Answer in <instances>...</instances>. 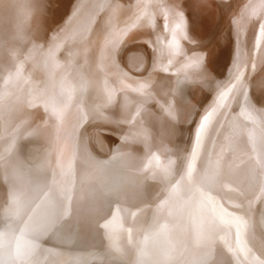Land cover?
I'll list each match as a JSON object with an SVG mask.
<instances>
[{
  "label": "bare ground",
  "instance_id": "6f19581e",
  "mask_svg": "<svg viewBox=\"0 0 264 264\" xmlns=\"http://www.w3.org/2000/svg\"><path fill=\"white\" fill-rule=\"evenodd\" d=\"M139 1L140 0H29L30 7L28 16L25 20L23 19L26 21V24L18 28L17 25L13 26V24L7 28L8 30L10 29L9 31L6 30V28L0 29V62L3 60V55L6 52L4 50L6 47L1 43V39L5 33L14 31L9 37L10 42L12 41L15 43V40L21 43L23 42L21 53L16 59L17 64L15 65L14 73H12L13 75L10 74L12 76L10 80L7 81L1 98V101L2 99L3 101L0 107V113L4 115L5 128L3 129H5V132L4 137H0V139H2V142L6 143L5 148H9V144H11L12 141L14 142L15 138L18 137L21 132L18 123L25 119L24 115L18 113L19 110H15V105L13 106L12 104L15 97L18 96L21 100L22 98L24 100L26 97H34V99H36L35 96H40L41 99L42 96L48 98L52 95V97H54L52 94L54 92L52 87L56 85V83L53 81L52 75H48L51 71L47 70H54L55 67L61 66L64 62L68 63L71 68L72 97L76 100L78 98L86 100L87 98L86 102L89 101L91 108H93L92 116L88 117V120L92 121L99 111L107 108L114 112L113 115L115 119H117L118 126L123 128L127 127L126 125L129 123V120L123 115L121 110L123 109L122 106L123 102H125L126 94L116 86L109 85L111 88L107 87L110 89L105 90V87H102V83L99 84L98 82L97 85H94L93 82L96 81L98 77V79H100V76H103L105 78L104 80H109L108 82L111 80L108 73L109 70L104 69L99 60V48L107 43L106 37H103L102 34L107 36L108 31L105 32L104 29L119 11L122 9H133L138 5ZM171 1L175 4L176 15L185 12L190 13L191 18L189 16L187 19L186 17L188 15H186L181 23L182 26H184V33L187 32L191 34L192 30L194 37L199 41V44L203 46V51H205V44L208 42L216 52L208 65L203 63V65H206L204 68H209L207 74L211 78V81L205 87L207 89L206 93L200 91L197 95L198 101L204 100L208 94H210L209 92L221 83L225 82L229 90L223 103L224 106L220 110H215L214 112V118L217 120L214 130L212 129L213 132L208 129L209 132L212 133L211 137H209L210 141L207 140L206 144H200L199 151L197 150V145L193 146L192 149L190 148L184 162L178 165L176 169H172L171 166L175 153L169 152V145L173 142L174 149L179 152L187 142L188 123L183 121V117L181 118L183 112L180 110V107H182L181 103L183 101L185 102L193 98L192 86L187 82L189 80L186 81L187 76L186 79L184 78L183 70L180 73H174L176 74L174 77L173 73L167 75L160 71L161 69H159V63L154 51L155 49L149 42H138L128 49L123 48L121 61L124 69L129 73L142 75L148 70L150 72V68L153 66V72H150L148 76L141 79V82L147 83L146 88L149 89L148 92L153 93L151 96H154V99L158 100H156V103L160 101L162 105L160 107L163 108L164 112L163 117L159 118L158 109H155V102L152 103L151 100L144 97L136 99L140 103V106L136 107L133 112L135 125H131V123L128 124V127L132 126L128 131V134H130L129 143L132 142L131 145L133 147V152L129 154L131 156L128 163V165H131L128 167L131 168H125L120 171L118 175L116 174V177L114 175L115 183L111 182L112 184L118 183L120 185L126 201L129 204L126 203L132 208V212L130 211L131 213L126 221L122 220L124 222H118V219V221L116 220V222L112 221L110 223L112 228L115 226V230L117 233L119 232L122 239L124 238L123 248L121 247V250H119V253H121V261L125 264H264V0H218L219 6L212 5L210 0ZM144 2H152L151 4L157 7L158 12L163 16L168 15L169 8L172 9V7H170L171 5H169V0H144ZM16 3L19 4V2ZM24 3L25 2L22 4L24 5ZM139 3H141V1ZM165 3H167L166 6ZM184 10L186 11L184 12ZM42 12L43 14H49V18L45 16V20L43 18L44 15L41 16ZM102 16H107V18L105 19ZM155 16H157L156 13H154L153 22ZM22 17H25V14L24 16L22 15ZM39 19L42 22L40 26H36ZM189 19L194 21L193 27H191V21ZM154 25L155 27H159V23L157 22H154ZM93 30H98L100 32L95 31V34L97 33L96 38L95 36L93 38L91 36ZM99 38L103 40L101 46L97 47L96 39ZM166 42L164 46V57L170 60L167 58V55L174 51H176L175 53L177 54L180 53L183 45L181 41L172 40L170 38H168ZM129 43H127V45ZM107 44H110V41ZM194 57V54L187 56L182 64L187 65L190 60L195 59ZM198 62H200V60ZM46 63L48 66L44 68L43 66ZM193 64H195V62ZM181 68L183 69V67ZM202 70L203 69H201V71ZM153 76L155 78L152 80ZM89 79L93 81L92 83L89 82L90 89L89 87L84 88V81H88ZM170 79H172V83L169 82ZM65 82L66 80L63 79V83L57 87V90L64 88ZM107 84L105 85L107 86ZM56 93L57 91L54 92V94ZM141 96L143 95L141 94ZM21 105V108H23V103H20V106ZM45 105H47V103H45ZM158 105L156 106L159 108ZM186 105H188V103H186ZM40 109L41 108H39V110ZM54 110H57V108ZM169 110L172 111L171 113L174 116V125L171 123L172 120L169 123ZM183 110H185V108ZM193 111L194 109L192 113ZM20 112L22 113L21 110ZM54 113L58 114V111ZM192 113L190 112L187 117L188 119L192 116ZM74 116H69V118H75ZM200 117L204 118L205 113L200 115ZM76 122H79V120ZM36 123V135L39 137L41 151L35 155L32 153L29 146L25 144L22 146L20 142L19 145L21 148H17V153L26 170L23 172H27V176H25L29 180L26 179V177L24 179H26L27 182L30 181L29 183L32 184L34 190L50 193V187L54 186L53 184L55 181L58 184L55 167L60 162L61 169L65 174V172H67V165L70 163L71 157L75 153L71 151L70 142H65L70 138L66 137V134L72 129L71 122L70 119L65 118L60 121L58 125H52V134L49 136L46 135L48 130L46 131L45 118L42 117L41 119H37ZM90 129L87 132L85 131L83 134L84 138L79 141L81 153L83 152L86 155L87 162L94 165H100L106 161L109 163V159H113L114 162V157L116 155L118 157L120 156L118 154L121 146L125 145L120 142L123 137L120 141H118L120 138L117 140L115 137V140L120 142V145H117L119 143L113 141L114 136L111 138V136L107 134L108 131L105 132L98 128ZM107 129L111 131V128ZM113 132L112 130L111 133ZM132 137H134L133 141L131 140ZM20 139L18 138V140ZM202 139L200 138L201 141ZM197 142H199V140ZM208 142L209 145H207ZM0 144L2 145L3 143L0 142ZM12 145L13 147L15 146L13 143ZM12 145L10 146L12 147ZM77 146L78 144L76 147ZM13 147L12 149L15 148ZM53 147L56 148L58 157L54 155L55 152L51 154L52 152L50 149H53ZM5 148L1 146L0 155ZM7 152L11 153L9 150ZM161 152L163 153V157ZM48 153L52 156L54 155L56 159L59 158L54 168V165L52 166L48 161L52 163L55 157L51 156L49 158L52 159V161L49 160L47 157ZM18 154L14 153V155ZM201 156L207 161L205 163V169L203 165L202 170H199V173H197L199 184L195 187V193L192 198H189L190 200L186 202L183 200V198L185 199L186 197L183 196L190 194L183 192L185 186L181 189V192H183L182 194L178 191L181 188L177 187L181 184V177L179 178V175L187 167L190 166L191 168L193 165H197V163L200 162L199 159ZM1 158L4 157L0 156V160ZM56 159L53 162H55ZM121 159H123V157H121ZM116 160L118 161L119 159ZM161 160L164 161L162 162V172H159L160 176L157 175V178L155 177L156 179H153L157 183H153L150 175L153 176L154 173L158 172L157 170L160 167L159 163H161ZM8 163L10 162H5L7 165L6 167H8ZM111 163L109 165H111ZM118 165L119 167L122 166L123 162L121 165ZM4 166L5 165L0 164L1 171ZM70 166L71 164L69 167ZM107 167H109L108 164ZM122 167L124 168V166ZM122 167H120V169ZM161 168L162 167H160V169ZM104 170L107 169L104 168ZM168 171L172 176L161 189L158 185L159 177H163L164 175H161ZM95 172H97V170ZM196 172H198L197 169L194 173ZM10 175L13 177L12 174ZM65 176H67V174L64 175V178ZM14 177L16 176L14 175ZM63 180L65 181V179H61V181ZM104 180H106V178ZM178 181L180 184L177 185L176 182ZM30 184L28 185L30 186ZM67 184H69V182ZM99 184L103 186L101 182ZM1 185L0 187H2ZM101 186L99 185L100 191ZM190 186L191 185L188 186V189H190ZM90 187H88V189ZM16 188L14 189L17 190ZM94 188L91 191H94ZM146 188L148 192H150L148 196H152L153 198L151 201L148 200L149 202L147 203V199L141 203L140 200ZM175 188L177 189L176 195L174 198H171L172 201L170 205L167 203L169 201H163V205L155 203L156 198L161 195V192H166V197L170 195ZM1 189L2 191L4 190L3 187ZM27 189L29 190V188ZM97 193L96 191V194ZM96 194H94L95 197ZM108 196L107 194L106 197ZM105 199H103V201ZM24 200L26 201V199ZM165 203L169 206L164 207V209L163 206L166 205ZM227 203L232 206L229 207L231 208L230 213H225L223 211V207L229 206ZM29 204L30 203H27V205ZM208 204L210 205L209 210ZM21 205L19 208L22 209L27 206L26 203L25 206L23 203ZM38 209L41 211V208ZM167 209H169L170 213L164 216L167 217L166 221L163 220L164 223L160 220L163 223H161V226L156 218V212H159L160 215L161 213L162 215H166L162 211ZM25 210L26 208L23 211L25 212ZM23 211H21V213ZM212 212L216 213L219 218L217 219L215 215L212 217ZM1 215L2 214H0V216ZM25 221L24 223L26 224ZM31 221L32 220H28L26 226H29L28 222L30 223ZM18 223L19 222H17V224ZM119 223H122V225ZM242 223L245 224L244 226L246 227L245 233L241 231ZM20 224V226H22V223ZM1 225L2 218H0V226ZM13 226L15 227V225L10 227L13 228ZM17 226H19V224ZM22 228L23 227H21V229ZM29 228L25 229L29 230ZM23 230L24 229H22V231ZM12 231H15L14 228ZM24 232L26 231H23V234ZM27 232L31 234L30 230ZM102 232L106 233V231ZM21 233V231H18L11 238V232L9 233L6 230L3 232L2 236L0 235V264H25L26 261H24V259L18 258V256L13 253L17 238ZM25 235H27V233H25ZM23 239L27 244L28 242H26L25 238ZM117 239L115 237V240ZM19 242L21 243V241ZM46 243L48 242L46 241ZM82 247L83 246H81V248ZM79 251L80 250H78V252ZM85 252L84 250V253ZM75 254L74 252V255ZM79 255H81V253L77 256ZM73 257L71 256V259ZM80 258L81 257H79L78 261ZM100 259L101 258L97 257L94 259L93 257L88 264H99ZM54 260L52 264H55ZM47 261L49 262L50 258ZM57 263L59 262L57 261Z\"/></svg>",
  "mask_w": 264,
  "mask_h": 264
},
{
  "label": "rangeland",
  "instance_id": "374dc122",
  "mask_svg": "<svg viewBox=\"0 0 264 264\" xmlns=\"http://www.w3.org/2000/svg\"><path fill=\"white\" fill-rule=\"evenodd\" d=\"M22 1H19V0H0V29L6 28V30H8L7 28L13 24H14L13 26L17 25V28L19 26L26 24V21H24V20L28 16L29 7H30L29 6V0H24L23 1V2H25L24 5L22 4L23 3ZM140 1H141V3H139ZM140 1L138 2V5L133 9H122L121 11H119L115 15L113 20H111L109 25L104 29L105 32L108 31V35L107 36H104V34H102V35H103V37H106L105 39L107 40V43L110 41V44H107L106 40H105L106 44L104 46H101L103 39L102 38L96 39L97 47L101 46L99 48L100 63L104 67V69L109 70L108 73H109V77L111 78V80H110L111 83L108 82L109 80L108 81L104 80L105 78L103 76H100V79H98L99 78L98 77L97 80L94 82L91 81L90 79H89L90 81L85 80L84 81V88H87L90 86L89 82H91V83L93 82L94 85H97L99 82V84L102 83V85H103L102 87H105V90L106 89L109 90L111 88L110 86L112 85V86H116L118 89L123 91L126 95H125V102H123V106H122L123 109H121L122 113H123V115H125L127 117V119L129 120V123H131V125H135L133 112H134L136 107L140 106V103L136 100L139 97H144L146 99H149L152 101V103L155 102L154 105H155V109L156 108L158 109V110L157 109L156 110L158 112V117L160 116L159 118L163 117L164 110L162 107H160V106H162L160 101L156 103L157 99H154V96H151L153 93L148 92L149 89L146 88L147 83L143 82V81L141 82V79L148 76V74L150 72L151 73L153 72V69H152L153 66L150 68L151 69L150 72L148 70L145 74H142V75H136V74L129 73L127 70L124 69V66H123L122 61H121V55H122L123 48L128 49V48L132 47V45L135 43H138V42L144 43L145 41H147L155 49L154 51L156 54L157 61L159 63V69H161L160 71L162 73L167 74V75H170L173 73V77H174L178 72L180 73L183 70L184 78L186 79V76H187L186 81L189 80L187 82L189 83V85L192 86L191 90L193 91V93H192L193 98L191 100L185 101L186 103H188V105H186V103L183 101L181 103L182 107H180V110L183 112L181 115V118L183 117L182 118L183 121H185V123H188L186 144L183 146V148L179 152L174 149L173 142H171L169 145V152L175 153L171 167H172V169H176L178 167V165H180L184 162L185 158L187 157V155L189 153L190 148L192 149L193 146L197 145V150L199 151V149H200L199 145L200 144L203 145V144H206L207 140L210 141L209 137H211V135H212L211 132H213L214 127H215V123L217 120V119L215 120V118H214L215 117L214 112H215V110H220L224 106L223 103L226 99V96H227L226 94H227L229 89L226 87L225 82L221 83V84L217 85L215 88H213L209 92L210 94H208V96L204 100L198 101L197 95L199 94L200 91H202L203 93H206L207 89L205 87L211 81V78L207 74L209 71V68L206 69L204 67H206V65H208L209 62L215 56L216 52H215L214 48L210 45V43L207 42L205 44L206 49H205V51H203V46L200 45L199 41L194 37L192 30H191V34H188L187 32L184 33L185 32L184 26H182L181 23L183 22L184 16L186 17V15H188L186 17L188 19V17L190 16V13L185 12L186 10H184L185 13L180 14V15H176V8H175V4L172 3L173 1L169 0V5H171L170 7H172V9L169 8L170 10H168L169 12H168L167 16L161 15L158 12L157 7H155L153 4H151L152 2L146 3V2H144V0H140ZM16 2H19V4ZM210 2L212 5L219 6L218 0H210ZM167 3H165V6L167 5ZM214 3H217V4H214ZM44 13H45V11H44ZM154 13L157 14V16H155L154 22L159 23V27L158 26L155 27V25H154V22H153ZM21 14L23 16L25 14V17H22ZM41 16H43L44 19H45V16H46V18H49V14H47V13L43 14V12H42ZM102 17H104L105 19L107 18V16L106 17L102 16ZM104 18H103V21H104ZM190 18H191V16H190ZM189 20L191 21L190 22L191 27H193L194 21L192 19H189ZM41 22L42 21H40V19H39L36 26H40ZM95 31H98V30L92 31V33H91L92 38L94 36L96 38L97 33L95 34ZM12 32H14V31H12ZM12 32L5 33V35H3V38L1 39V43L4 44V46L6 47L4 49L6 52L3 55V60L0 62V107H1V104L3 101V99L1 101V98L3 96L2 95L3 90L7 84V81H9L11 76L13 75L12 73H14V68H15V65L17 64L16 59L19 57V54L21 53V49H22V45H23V42L21 43L18 40L17 41L15 40V43H13L12 41L10 42L9 37H10ZM107 37H109V38H107ZM168 38H170L172 40L175 39L177 41H181L182 45H183L182 49L180 50V53H178V54L175 53L176 51L170 52V54H168V52H167V54H168L167 58L170 60H167L164 57V46L166 45V43H167L166 41L168 40ZM127 43H129V44L127 45ZM201 52H203V53H201ZM16 53H18V54H16ZM192 54L195 55L194 58L197 60H195V59L190 60L187 63V65L186 64L183 65L182 63L185 61L186 57L190 56ZM172 58L174 59V61ZM199 60H200V62H198ZM192 62L193 63L195 62V64H193ZM205 62H207V63H205ZM203 63L206 65H203ZM181 64H182V66H181ZM197 64H198V66H197ZM65 65H66V67H65ZM46 66H48L47 63L43 67L45 68ZM178 66L181 70L178 68ZM180 66L183 67V69ZM184 67L188 71L185 70ZM201 69H203V70L201 71ZM47 71H51L50 73H48V75L51 74L53 77V81H55V83H56V85H53V87H52V90L54 92L57 91L56 94H54V92L52 93L54 95L55 99H54V97H52V95L49 96L48 98H45L44 96H42V99L40 96H35V98L37 100L34 99V97L33 98L31 97L32 99L26 97V98H24V100H23V98L21 100V99H19L18 96H16L15 99L13 100L12 104H13V106L15 105V110H19L18 113L23 114L25 117V119H23L22 121H20V123H18V126L20 127V131H21V132L20 131H18V132H20L22 134L19 133L18 137L15 138V141H17L18 138L19 139L21 138L20 139L21 141L20 140H18L17 142L14 141L15 143L12 141L11 144H9V148L7 147L8 148L7 149V148H5L6 143L2 142V139H0V142L4 144V145L0 144V148H1V146H2V148L3 147L5 148L4 150H2V154L0 155L1 157H4V158H1L0 164L5 165L3 170L2 171L0 170V185L2 184L1 186L4 189L2 191V189H1L2 187H0V214H2L0 216V218H2V225L0 226V235L2 236L3 232L7 230L9 233L11 232L10 236L12 238L18 231L22 232L20 234V236L17 238L16 242L18 244L17 243L16 244L18 246L15 244L13 253L15 255H17L18 258L24 259V261H26L25 264H52L54 259H56V260H54L55 264L57 263V261L59 262L57 264H73V263L78 264V262H79V264H85V263L88 264L89 262H91L90 260L93 259V257H94V259L96 257L101 258L99 264H125L121 261L122 260L121 256H120L121 253H119V250H121V247L123 248V239L124 238L122 239L119 232L117 233V231L115 230L116 229L115 226H113V228H112L111 227L112 225L110 226V223L112 221L116 222V220L118 221V219H119L118 222H121L122 220L126 221L127 217L132 212L131 211L132 208L130 206H128L129 203L126 201V198L123 194L124 192L122 191L120 185L118 183L112 184L111 182L115 183L114 175L116 177V174L118 175V173H120V171L124 170L128 166H131V165H128V163L130 161V156H131L129 154H131L133 152V147L131 145L132 142L129 143L130 134H128L129 133L128 131L131 129L130 127H132V126L128 127L129 123H127L126 128L118 126L117 119H115V117L113 115L114 112L110 109H107V108H104L102 111H99L97 116L95 118H93L92 121H89L88 117L92 116L93 108H91L89 101L86 102L87 98H86V100L83 98H78L76 100L75 98L72 97V90H71L72 74H71V68H70L69 64L64 62L63 64H61V66L55 67L54 70H47ZM203 71H204V73H203ZM174 73H176V74H174ZM10 74H12V75H10ZM155 76H156V74H155ZM154 78L155 77L153 76L152 80ZM63 79L66 80V82L64 84L65 87L57 90L58 89L57 87L63 83ZM171 81H172V79H170L169 82L172 83ZM107 82H108V84H107ZM114 83H115V85H114ZM105 84H107V86ZM107 87H110V88H107ZM169 88H170V86H169ZM89 89H90V87H89ZM141 94L143 96H141ZM145 94L147 97L145 96ZM83 95H85V94H83ZM17 97H18V100H17ZM20 103H23V108H21L22 105L20 106ZM45 103H47V105H45ZM70 103H71V105H70ZM158 103H159V105H158ZM184 103H185V105H184ZM156 105H158L159 108ZM183 105H184V107H183ZM17 108H20V109H17ZM39 108H41V109L39 110ZM56 108H57V110H54ZM182 108L183 109L185 108V110H183ZM193 109H194V111L192 113ZM20 110L22 111V113L20 112ZM52 110L54 112L58 111L59 116H58V114H55ZM159 110L162 112H160ZM171 112L172 111L169 110V119H170L169 123L172 120L171 123H172V125H174L175 120H174V116ZM190 112L192 113L193 117L191 116L188 119L187 117L190 114ZM75 113H77V114H75ZM204 113H205V117L204 118L200 117V115H202ZM69 116H74L75 118H73V117L69 118ZM40 117L45 118L46 127H47L46 131L48 130L46 132L47 136L52 134L53 126L58 125V123L65 118L70 119L71 128H72L71 131L68 134H66V137H68V138L70 137V138L68 140H66L65 142H67V143L70 142L71 151L73 153L74 152L75 153L74 154L72 153L73 155L71 157V161H73V162L70 161V163L67 165V172H65V174H64V172L61 169V163L60 162L58 163L59 166L57 164V162L59 161L58 160L59 158L56 159V157H58L56 148L53 147V149H50L52 152L51 154H53L54 152L56 153V154L54 153V155H56V157L54 155L53 156L50 155V153H48V155H47L48 159L51 161H52V159L49 158L51 156L55 157V158H53V161L56 159V161L55 162L52 161V163L48 161L49 164H52V166L54 165L53 168L56 166L55 163L57 164V166L55 168H56V180H58V184L55 181V183L53 184L54 186L50 187V193L46 192V191L41 192L40 190H34V188L32 187V184L29 183L30 181L27 182V180H26V179H28L26 177L27 172H23L26 170H25L24 165L22 164L23 162H22L19 154L17 153V148H21L20 145L23 146L24 144L29 146L30 149L32 150V153L35 155L41 151V144L39 142V137L36 135V132H37L36 120L41 119ZM58 120H59V122H58ZM77 120H79L80 123L76 122ZM187 120H188V122H187ZM204 123L207 125L208 128L206 127V125ZM48 124H50V125H48ZM4 125H5L4 115L2 113H0V129H1L0 130V134H1L0 137L1 138L4 137V132H5V129H3V128H5ZM80 126H81V128H80ZM84 127H85V129H84ZM79 128H80V135H79ZM88 128L89 129L90 128L91 129H93V128L97 129L98 128V129H101L105 132L106 131L109 132L110 130H108L107 128H109V129L111 128V131L113 130L115 133L114 132L111 133V131H110L109 133L107 132V134L109 136H111V138L114 136L113 141H115L116 143H119L117 145H120V142L122 144H125V145H122L120 148V151L118 154L120 156L118 157L116 155L118 158L116 156L114 157L115 158L114 162H113V159L112 160L109 159V161H110L109 163H108V161H106L105 163H102L100 165L99 164L94 165L92 163L87 162L86 155L83 152H82L83 154L81 153L79 141H81L84 138L83 134L85 133V131L86 132L89 131ZM208 129L211 132H209ZM197 130L199 131V133ZM115 137L117 138V140L120 138L118 141H120L122 139V137H123V139L120 142H118L115 140L116 139ZM200 138L201 139L203 138L202 141L200 140ZM131 140L133 141L134 137H132ZM198 140H199V142H197ZM20 142H21V144H20ZM12 143L15 144V146H14L15 148L13 147ZM77 144H78V146L76 147ZM10 145H12V147L15 150L12 149V147ZM55 145L57 147L56 143H55ZM207 145H209V142ZM54 149H55V151H54ZM122 149H124V150H122ZM8 150L11 153H8L7 152ZM13 151H15V152H13ZM14 153L18 154V155H14ZM2 155H4V156H2ZM161 155L163 157L162 152H161ZM202 156L199 159L200 162H198L197 165H193L191 168H190V166L187 167L179 175V178L181 177V180H180L181 184L179 183V181L176 182L177 185L180 184V186H177V187H181L180 190H178L181 194L183 192L184 193L187 192L190 194V195H184L183 196V197H186L185 199L183 198V200L186 202L192 198L193 194L195 193V187L199 184V179L197 180V177H198L197 173H199V170H202L203 165H204V169H205V163L207 161ZM121 157H123V159H121ZM116 159H119V160L117 161ZM120 160L123 162L122 166H124V168L122 166H120V167H122L121 169L118 165V164H120V165L122 164V162ZM5 162L6 163L10 162V163H8V167H6L7 165L5 164ZM162 162H164V161L161 160V163H159L160 164L159 166L162 168L160 169V167H159V169L157 170L158 172L154 173L153 176L150 175L151 181H153V183H157L153 179H156L157 175H159V172L160 173L162 172V169H163V163ZM110 163H111V165H109ZM192 163H193V161H192ZM70 164H71V166L69 167ZM103 164H104V166H103ZM107 164L110 168L107 167ZM14 166H16V167H14ZM94 166H97V167H94ZM13 168H14V170H13ZM102 168H103V170H102ZM104 168H106L107 170L110 169V170H108L109 172L107 170H104ZM128 168H131V167H128ZM95 169L97 170V172H95L96 171ZM100 169H101V172H100ZM194 169L195 170L197 169L198 172L194 173V171H195ZM15 170H16V172H15ZM24 173H26V174H24ZM10 174H12L13 177H11ZM66 174H67V176H65V178H64V175H66ZM14 175L16 177H14ZM102 176H104V177H102ZM161 176H163V177H159L160 179L158 180V185L162 189L163 186L166 184V181H168V179L170 180L172 175H170V173L168 171L165 174H162ZM25 177H26V179H24ZM60 178L65 179V181L64 180H63L64 182L61 181ZM66 178H67V180H66ZM105 178H106V180H104ZM14 179H15V181L17 179V181L15 182ZM11 180H12V183H11ZM68 182H69V184H67ZM100 182L102 183V185L104 187L101 186V184H99ZM28 184H30V186ZM89 184L91 185L92 188L90 187ZM99 185L101 186V191H100ZM189 185H191L193 187L190 186L189 187L190 189H188ZM7 186H8V189H7ZM67 186H68V188H67ZM11 187L13 189L17 187L16 188L17 190L14 189L15 190L14 191ZM25 187L29 188L30 191ZM88 187H90V188L88 189ZM182 187H184L183 192H181ZM65 188L67 189V191ZM93 188H94V191H91V190H93ZM98 189H99V191H98ZM104 189H106V190H104ZM114 189L117 191H115ZM176 190H177L176 188L173 189L172 192L170 193V195H168L166 197H165L166 192L165 193L161 192L160 193L161 195H159L156 198L155 203L158 205H163V201H165V202L169 201L167 203L170 205L171 201H172L171 198H174V196L176 195ZM96 191L98 192L97 194H96ZM62 192L66 195H64ZM89 193H90V195H89ZM93 193L96 194V197L94 196ZM103 193L104 194L107 193L109 196L106 197L107 194L104 195ZM148 193H150V192H148V190L146 188L144 193L142 194L143 195L141 197L142 201L140 200L141 203L143 201H145L146 199H147L146 203L152 200L153 197L148 196L149 195ZM112 194H113V196H112ZM92 195L94 196V198ZM102 195H104V196H102ZM117 196H119V197H117ZM101 197L103 199L106 198L104 200L105 203ZM24 199H26V201ZM113 200H115V201H113ZM123 202H125V203H123ZM22 203L24 206H25V203H26V205H27V203H30L29 205L25 206V208L27 210V211L25 210V212L23 211L25 209L24 207H23L24 209L19 208ZM167 203H165L166 205L163 206V208L169 206ZM181 203H183V202H181ZM106 204H107V206H106ZM109 204H111V205H109ZM230 206H231V204L228 207H223V211L225 213H230L231 212V208H229ZM21 207H22V205H21ZM38 208H41V211H39ZM209 209H210V205L208 204V210ZM11 210H12V212H11ZM117 210H119V211H117ZM21 211H23V212L21 213ZM19 212L21 213V216H20ZM26 212H27V214H26ZM162 212L165 213L166 215H162V213L160 215L159 212H156L157 213L156 218L159 221V224L161 226L164 223L163 220L166 221V218H167L164 216H167L168 215L167 213H170V211H169V209H167V210L162 211ZM3 213H4V215H3ZM213 215H215L217 219L219 218L216 213L212 212V217H214ZM120 218H122V219H120ZM28 220L29 221L32 220V221L30 223L28 222L29 226H26ZM20 221H23V222H20ZM24 221L26 222V224L24 223ZM105 221H107V222H105ZM124 221H122V222H124ZM17 222H19L18 223L19 226H17L18 225ZM218 222L220 223L219 220H218ZM14 223H16V224H14ZM20 223H22V226H20L21 225ZM99 223H100V225H99ZM102 224L105 228L102 226ZM119 224L122 225V223H119ZM12 225H15V227L13 226L15 231H12L13 228L10 227ZM244 225L245 224H243V223L241 225V231L243 233H245V229H246V227ZM100 226H101V228H100ZM21 227H23L22 228V229H24L23 231H26V232H24V234H23ZM29 227H31V228H29ZM108 227H109V229H108ZM25 228H27V229L29 228V230L31 231V234L29 232L30 236L27 232L29 230H27ZM102 231H106V233L102 232ZM108 231H110L111 233ZM112 231H114V232H112ZM25 233H27V235H25ZM102 234H103V238H102ZM24 235H25V237H24ZM115 237H116V239L118 237H120V238L115 240ZM23 238H25L26 242H28L29 244L28 243L26 244ZM46 238H47V240H46ZM108 239H110V240H108ZM19 241H21V243ZM46 241L48 243H46ZM109 242H111V243H109ZM84 244H85V247H84ZM98 244H100V245H98ZM73 245H74V247H73ZM77 246H78V248H77ZM79 246H80V248H79ZM81 246H83V247L81 248ZM29 247H31V248H29ZM33 247H34V249H33ZM71 247L73 248V250ZM47 248H48V250H47ZM106 248H107V250H106ZM50 249H52V250H50ZM67 250L69 252L73 251V252H70L72 254H70ZM78 250H80L81 252L80 251L78 252ZM84 250L86 251L85 252L86 254L84 253ZM28 251H29V253H28ZM74 252L76 253L75 255H74ZM52 253H54V254H52ZM80 253H81V255L77 256ZM83 253L85 256L83 255ZM88 253H90V254H88ZM27 254H28V257H27ZM87 254L89 255L90 258L88 257ZM73 255H74V257H73ZM71 256L73 257L72 259H71ZM102 256L105 260L102 258ZM55 257H57V258H55ZM76 257H77V259H76ZM79 257H81V258L78 261ZM49 258H50V261L48 262L47 260H49ZM257 262H259V261H257Z\"/></svg>",
  "mask_w": 264,
  "mask_h": 264
}]
</instances>
